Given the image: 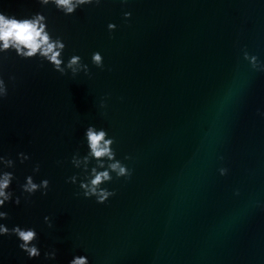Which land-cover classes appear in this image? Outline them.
I'll list each match as a JSON object with an SVG mask.
<instances>
[{"label": "water", "instance_id": "obj_1", "mask_svg": "<svg viewBox=\"0 0 264 264\" xmlns=\"http://www.w3.org/2000/svg\"><path fill=\"white\" fill-rule=\"evenodd\" d=\"M0 6L42 11L65 54L75 50L90 72L61 75L11 54L4 61L0 154L30 156L16 163L10 187L19 195L17 181L36 162L34 179L50 184L46 195L4 207L9 227L37 228L40 257L3 236L0 264H68L74 254L90 264H264V72L240 51L264 62V0H103L70 16L37 0ZM93 50L103 69L91 65ZM90 123L115 137L118 158L131 157L130 178L108 182L115 194L105 203L65 182L79 171L69 160ZM50 249L55 260L46 261Z\"/></svg>", "mask_w": 264, "mask_h": 264}, {"label": "clouds", "instance_id": "obj_2", "mask_svg": "<svg viewBox=\"0 0 264 264\" xmlns=\"http://www.w3.org/2000/svg\"><path fill=\"white\" fill-rule=\"evenodd\" d=\"M41 8L54 7L65 16L72 15L77 9L85 6H99L103 0H37ZM121 6L128 3V0H119ZM132 15L130 11H123L122 17L127 21ZM117 25L111 21L106 24L109 35ZM65 38L56 33L50 27L48 17L42 11L18 13L9 11L6 7L0 6V100L8 94V88L4 79V61L11 54L23 60L36 58L41 62L48 63L51 68L64 75L66 72L72 76L83 72L90 75L89 64L82 61V57L73 50L71 54H65ZM243 60L248 62L251 69L264 72V62L258 59L257 54L249 53L246 47L241 48ZM91 65L103 69L104 62L101 51L93 50L89 57ZM13 74L8 75L9 81H14ZM100 108L105 107V101L100 100ZM260 111L259 109L257 110ZM264 116V112H260ZM81 143L83 151L78 147L70 156V164L73 168L79 169L65 178L66 183L77 185L79 191L74 193L84 198H94L96 203H105L109 197L115 194V189L107 187L108 182L123 177L129 179L132 168L124 161L131 159L127 154L118 158L114 147L115 137L109 134L108 129L96 124H87L84 127ZM30 156L24 151L15 154V160L11 156L0 154V237L12 236L17 242V247L28 259L40 257L41 249L38 246V231L32 225L13 224L10 227L4 222L8 212L4 210L5 204L11 201L20 204L21 197L25 202L28 198L39 192L41 196L47 194L50 181L47 177L39 180L34 179V174L40 171V164L32 165L31 172L23 177L18 183L20 194L16 195L10 187L14 180H17L14 169L17 162L23 164ZM223 159V157H219ZM59 163V162H58ZM220 175L228 171L226 167L217 169ZM45 225L52 227L49 215L43 216ZM56 251L50 249L44 252V259L55 260ZM68 264H90L88 256L84 254L73 255Z\"/></svg>", "mask_w": 264, "mask_h": 264}]
</instances>
